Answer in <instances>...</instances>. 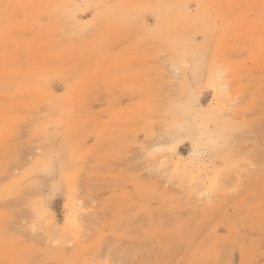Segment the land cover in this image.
I'll list each match as a JSON object with an SVG mask.
<instances>
[{
	"label": "rangeland",
	"instance_id": "obj_1",
	"mask_svg": "<svg viewBox=\"0 0 264 264\" xmlns=\"http://www.w3.org/2000/svg\"><path fill=\"white\" fill-rule=\"evenodd\" d=\"M0 264H264V0H0Z\"/></svg>",
	"mask_w": 264,
	"mask_h": 264
}]
</instances>
